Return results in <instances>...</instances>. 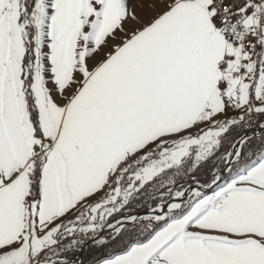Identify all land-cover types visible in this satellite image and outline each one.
<instances>
[{"label": "rangeland", "instance_id": "1", "mask_svg": "<svg viewBox=\"0 0 264 264\" xmlns=\"http://www.w3.org/2000/svg\"><path fill=\"white\" fill-rule=\"evenodd\" d=\"M157 4L0 0V264L72 261L78 254L65 255L66 247L81 248L104 226L135 213L131 208L142 196L148 194L149 210L188 185L212 182L240 136L225 137V151L224 135L230 131L233 137L241 127L264 121V75L219 89V53L214 47L199 55L192 43L190 60H179L182 38L177 30L183 24L193 27L198 17H206L216 35L210 0L188 4L185 9L190 10L181 19H158L170 8L168 3L162 12L152 11ZM90 51L83 81L59 99L73 72L87 64ZM96 53L101 58L92 60ZM104 75L114 78L111 85L117 76L122 79L121 97L105 99ZM26 84L36 125L30 119ZM93 100L99 112L87 116V134L76 136L68 160V169L79 180L72 179L71 194H65L61 179L51 171L58 134L71 110L93 107ZM104 103L123 107L120 139L102 133L106 121L115 120L107 112L104 120ZM246 158L234 164L212 192L191 193L174 211L141 221L160 224L146 241L92 259L124 226L106 234L83 260L264 264V147ZM207 159L215 164L210 179L200 182L192 171ZM37 166L39 195L33 199L30 176ZM65 195L68 200L60 203Z\"/></svg>", "mask_w": 264, "mask_h": 264}, {"label": "crops", "instance_id": "2", "mask_svg": "<svg viewBox=\"0 0 264 264\" xmlns=\"http://www.w3.org/2000/svg\"><path fill=\"white\" fill-rule=\"evenodd\" d=\"M201 2H202V0H157V3H159V5L157 4L154 7H152V9H153L152 11H158V13H160V12H162L160 9H162L163 7H165L169 3L168 9L170 8V11L166 15H164L163 17L158 18V19H167L169 17H172L175 19H181V18H185L184 12L190 10V9H187L189 6L185 9V7L188 4H192V3L198 4ZM211 2H212V0H210V4H211ZM156 6H158V7H156ZM148 12H150V11H145L144 12L145 15ZM142 16H144V15L142 14ZM211 17H212V15H211ZM120 19H121V17H120ZM214 26H215V24H214ZM215 28H216V31H215L216 35L214 36L211 33L212 28H211V25L210 26L208 25L207 18L206 17H200V21H199V17H198L197 18V25H194L193 27L191 26L190 23L183 24L182 27L177 30V31H179L177 37L179 38V35H180V37L182 38V40L179 39L182 42L179 44V45H181V49H182V53H181L182 58L179 59L180 61L185 60V59L190 60V53L192 51V46H191L192 43H195L198 46L199 55L201 52L206 53L207 49L211 50L214 47L213 51L216 54L219 53V56L217 57V60H216V79H217L218 74H219L218 73V67H217V61L221 57V55L223 54V52L225 50V45L221 41L220 32H219L218 28L216 26H215ZM120 32H121V28H120ZM143 33L145 34L146 32L144 31ZM216 36L218 38L219 43L217 42ZM211 43L213 44L212 46L209 45ZM217 43L219 45L218 47H217ZM104 52H105V48H104ZM117 52H118L117 58L122 57V50L118 49ZM160 52H161V48H160ZM212 57H213V55H211L207 59L208 60L212 59ZM158 59H160V58L158 57ZM117 67H118V64H117ZM120 71H121V68L118 70V75H119ZM84 78H85V76H84ZM112 79H114V78H112L110 75H104V77L102 78V82H104V90L105 91L107 90L106 91L107 94H106L105 99L119 98L122 95V91H121L122 79L117 76V80L114 81L115 84L111 85ZM216 79H215V82H216ZM243 80H245V79H243ZM82 81H83V79L80 81V83ZM236 81H240V80H236ZM104 90H102L103 93H105ZM102 92L97 93V95L95 97H97L99 99V96H100V94H102ZM93 102L96 105L93 107H89L85 110H83V109H77L74 111L71 110L68 119H66V121H64V123H63V125L59 131V134H58V139L60 141L58 143L56 142V145H55L54 155L56 157H55L54 165H52L53 170H51V171H52V173L54 172L55 177L61 179V183L66 188V191H67L65 194H67L68 192L71 194L72 179L79 180V179H76V178H78V175L77 174L73 175L70 172V170L68 169V164H69L68 160L72 157L71 155L73 154L70 151V149L72 147H74V145L77 146V143L75 142L74 139L76 138V136L78 134H80L82 132L86 133L85 129L87 128V116L92 115V113L93 114L95 113V115H96L99 112V111L95 110L96 107H99L98 103H96L95 100H93ZM122 110H123V107L119 106V107L115 108L113 106H110V103H104V107L102 108V112H104L102 114L104 117V120L106 118H108V116L105 112H107L111 116V118H115L114 121H110L108 119L106 121L107 125H105L101 129L104 136H106V137L109 136V137H112L114 139H120L121 138V134H122L121 127H122V120H123V116L121 113ZM89 134H91V133H89ZM89 138H90V135H89ZM89 138L85 137V139H87V140ZM101 173H103V171H101ZM90 180L91 179H89V181ZM66 200H68L67 195H65V197L62 199V201L60 203H66L65 202Z\"/></svg>", "mask_w": 264, "mask_h": 264}, {"label": "built area", "instance_id": "3", "mask_svg": "<svg viewBox=\"0 0 264 264\" xmlns=\"http://www.w3.org/2000/svg\"><path fill=\"white\" fill-rule=\"evenodd\" d=\"M211 9L225 45L217 61V87L264 75V0H212Z\"/></svg>", "mask_w": 264, "mask_h": 264}, {"label": "trees", "instance_id": "4", "mask_svg": "<svg viewBox=\"0 0 264 264\" xmlns=\"http://www.w3.org/2000/svg\"><path fill=\"white\" fill-rule=\"evenodd\" d=\"M24 92L27 94V101L29 104V113H30V119L33 121V124L36 125V110L32 107L31 101V93L29 92V86L26 84L24 86ZM252 125L251 127H253ZM247 128L241 127L240 129L235 132V135L232 137L231 132L229 131L226 135H224L223 143H225V151L228 150V140H226L225 137L228 138H235L238 135H241ZM236 131V130H235ZM226 140V141H225ZM222 143V145H223ZM264 147V133L260 134L257 137L250 138L246 140L244 146H243V155L240 162H244L247 160V155L250 153H256L260 151ZM214 162L210 161V159H207L206 161L199 163L194 170L192 171V175L196 178H198V181L200 182H207L211 177V172L214 167ZM221 166L222 163H221ZM220 168V167H219ZM222 168V167H221ZM235 169V166H232L230 171ZM39 175H40V169L39 167H35L33 174L30 176L31 181V193L32 198L37 199L39 195ZM148 194L142 196L140 198V203L138 206H132V210L138 212V211H146L150 207V201H148ZM150 200V199H149ZM80 211H83V208L80 209ZM77 213V212H76ZM74 213L73 215H76ZM160 226L158 223H147V222H141L132 224L130 226H126L114 239L106 242L101 249L97 252V254L92 257V259H102L104 257L110 256L113 253L121 252L125 250L129 244L131 243H138L146 241L152 233ZM82 246V245H81ZM67 256H74L79 253L80 250V244L72 245L70 244L68 247L65 248Z\"/></svg>", "mask_w": 264, "mask_h": 264}, {"label": "water", "instance_id": "5", "mask_svg": "<svg viewBox=\"0 0 264 264\" xmlns=\"http://www.w3.org/2000/svg\"><path fill=\"white\" fill-rule=\"evenodd\" d=\"M264 132V124L262 125H255L249 129H246L241 135H240V147L238 149V152L235 156L228 157L225 163L223 164L221 170L218 172L216 179H214L209 184H200V183H194L191 185L186 186L183 191L181 192L180 196L172 197L163 204L153 207L146 211L141 212H135L127 215L121 216L118 220L114 221V226L112 228H107V226H104L97 234H95L93 237L88 239L83 246L80 248L78 255L81 257V260L77 263H73L72 261L68 262H50V264H86L83 260V254L86 247L89 245H93L94 243L99 242L102 240L106 234L110 233L114 230H120L122 227L131 225L137 222L141 221H148V217H158V216H164L167 213V210L169 206L172 203H181L184 202V200L191 194V193H199V194H208L215 190L217 185L222 181L225 174L231 169V167L236 164L242 157L243 154V146L246 142V140L258 136L261 133ZM121 219V220H120ZM41 262H36L34 264H40Z\"/></svg>", "mask_w": 264, "mask_h": 264}, {"label": "bare ground", "instance_id": "6", "mask_svg": "<svg viewBox=\"0 0 264 264\" xmlns=\"http://www.w3.org/2000/svg\"><path fill=\"white\" fill-rule=\"evenodd\" d=\"M210 8H211V5H210ZM211 15H212V12H211ZM102 50H103V48H101V51ZM101 56H102L101 54L96 53L93 56L92 60H98V59L101 58ZM90 65H91V51L88 53V56H87V64L85 66L79 65L78 68L73 72L71 81L69 82L66 90L62 91V95L60 96L59 99H63L64 97L67 96L68 93H70V92H72L74 90V88L76 87V85L80 81L81 77L86 74V71L88 70V68L90 67ZM247 80H249V79H247ZM250 81H252V80L250 79ZM262 124H264V121H262V122L259 123V125H262ZM239 147H240V136L236 139L235 143L232 145L229 156L230 157L235 156L236 153L238 152ZM180 194H181V192L177 193L174 197L180 196ZM178 206H179V203H172L169 206V208L167 210V213L174 211L175 209L178 208ZM160 217H162V216H160ZM113 226H114V223H112L111 225H108L107 228H112ZM101 242H102V240H100L97 243H94L93 245H89L88 247H86L85 250H84V254H83V257L82 258L84 259L86 253L88 251H90L92 247H95L96 245H99ZM80 260H81V257L79 255H77V256L74 257V259L72 260V262L73 263H77ZM40 264H50V262L49 261H43Z\"/></svg>", "mask_w": 264, "mask_h": 264}]
</instances>
